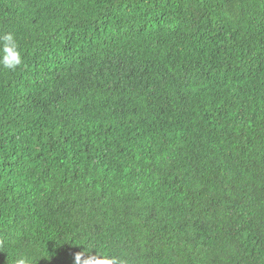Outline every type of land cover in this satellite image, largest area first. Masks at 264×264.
I'll return each mask as SVG.
<instances>
[{
  "label": "trees",
  "instance_id": "16d2710c",
  "mask_svg": "<svg viewBox=\"0 0 264 264\" xmlns=\"http://www.w3.org/2000/svg\"><path fill=\"white\" fill-rule=\"evenodd\" d=\"M0 264H264V0H0Z\"/></svg>",
  "mask_w": 264,
  "mask_h": 264
},
{
  "label": "clouds",
  "instance_id": "9594fccd",
  "mask_svg": "<svg viewBox=\"0 0 264 264\" xmlns=\"http://www.w3.org/2000/svg\"><path fill=\"white\" fill-rule=\"evenodd\" d=\"M22 63V54L17 40L12 33L0 35V66L6 69H15ZM82 260L83 264H125L124 261L103 254L75 257ZM14 264H29L26 258L14 260Z\"/></svg>",
  "mask_w": 264,
  "mask_h": 264
}]
</instances>
